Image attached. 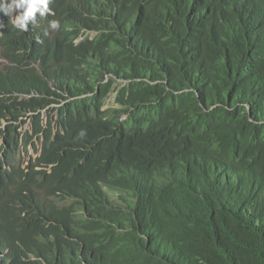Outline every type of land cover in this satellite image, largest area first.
Listing matches in <instances>:
<instances>
[{
	"label": "trees",
	"instance_id": "obj_1",
	"mask_svg": "<svg viewBox=\"0 0 264 264\" xmlns=\"http://www.w3.org/2000/svg\"><path fill=\"white\" fill-rule=\"evenodd\" d=\"M48 5L0 13V264H264V0Z\"/></svg>",
	"mask_w": 264,
	"mask_h": 264
},
{
	"label": "clouds",
	"instance_id": "obj_2",
	"mask_svg": "<svg viewBox=\"0 0 264 264\" xmlns=\"http://www.w3.org/2000/svg\"><path fill=\"white\" fill-rule=\"evenodd\" d=\"M49 3H50V0H0V13H3L5 16H9L11 22L13 23V25L17 29H19L20 31H27L29 23H35V21H36V13L37 12H39L41 17L45 16L49 12L52 15H54L53 8L51 7V5H48ZM14 11H17L18 14H16L14 16V19H13L12 18V16H13L12 13ZM59 27H60L59 20L56 21L54 19L49 25L50 29L47 30V31L50 32L51 36H53L54 34L57 33V30L59 29ZM83 33H84V31L82 30L80 32V34L73 39V43L79 44L80 42H82L84 36H88L89 38H94V36L96 35L95 33H89V32L84 33V34ZM5 63H6V61L2 57H0V66H2ZM107 77H108V75L105 76V79ZM28 97L29 96L20 95L19 96V100L21 98H28ZM104 105H105V103H104ZM104 105H103L102 108H104ZM104 109H107V108H104ZM47 113L48 112L46 110H44L43 113H42V124H43V126H46V121H47V118H48L47 117ZM44 115H46L45 119H44ZM23 118L25 119V123H21L19 125V129H18L19 131H22V132L24 130V129H20L22 126H24L26 124H29V126L27 128H25V129H30V127H31L30 118L27 117V116H25ZM19 122L20 121H18V123ZM7 124H8V122L6 121V119H4V118L1 119L0 129L6 128ZM85 135H86L85 131L81 130L80 133H79V137L83 138ZM1 144H4L2 136H0V145ZM29 145H33L34 147H37V148H35V151H37L38 154L34 158L31 159V160H34L40 154V149H39L40 148V143L35 137L34 138V143L33 144H28L26 149L24 148L25 151H27V152H28V146ZM22 147H24V146L21 144L19 146V148H18L16 153L20 152ZM1 154L2 153H0V157H1ZM30 161H29V163H30ZM13 162L14 163H22V162H15V161H13ZM28 164H26V165L21 164V166H22V168H26V166ZM104 189L107 192H108V189L111 190L108 186H104Z\"/></svg>",
	"mask_w": 264,
	"mask_h": 264
},
{
	"label": "rangeland",
	"instance_id": "obj_3",
	"mask_svg": "<svg viewBox=\"0 0 264 264\" xmlns=\"http://www.w3.org/2000/svg\"><path fill=\"white\" fill-rule=\"evenodd\" d=\"M16 14H18L17 11H14L12 13V15H13L12 18L13 19H14V16ZM104 103H105L104 108H109V107H112V106L117 107V104H115V94L111 93L109 95V97L106 98V101ZM45 118H46V115H44V119ZM28 126H29V124H26V125L22 126L20 129H25ZM35 148H37V147H34L33 145H29L28 146V152H27V151H25L24 147H22L20 152L14 154L13 160L15 162H22L21 164H23V165L28 164L29 161L38 154V152L35 151ZM108 193H109V195H110V197L112 199H115L117 197V192L116 191L108 189Z\"/></svg>",
	"mask_w": 264,
	"mask_h": 264
}]
</instances>
